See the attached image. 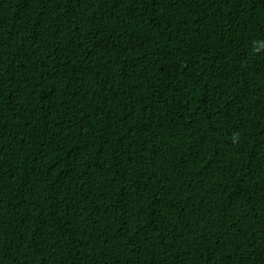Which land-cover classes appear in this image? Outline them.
Segmentation results:
<instances>
[{
    "label": "trees",
    "instance_id": "trees-1",
    "mask_svg": "<svg viewBox=\"0 0 264 264\" xmlns=\"http://www.w3.org/2000/svg\"><path fill=\"white\" fill-rule=\"evenodd\" d=\"M0 264H264V0H0Z\"/></svg>",
    "mask_w": 264,
    "mask_h": 264
}]
</instances>
